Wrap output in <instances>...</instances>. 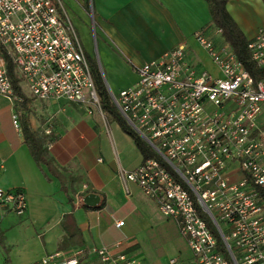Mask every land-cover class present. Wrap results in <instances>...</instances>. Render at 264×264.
Returning a JSON list of instances; mask_svg holds the SVG:
<instances>
[{
	"label": "built area",
	"instance_id": "obj_1",
	"mask_svg": "<svg viewBox=\"0 0 264 264\" xmlns=\"http://www.w3.org/2000/svg\"><path fill=\"white\" fill-rule=\"evenodd\" d=\"M193 39L219 76L197 72L179 44L137 67L131 87L109 94L151 153L120 177L177 224L194 264H264V28L247 42L263 75L259 81L220 29L202 28ZM85 54L59 0H0L1 97L21 102L8 78L7 58L33 99L65 101L102 116ZM12 124L18 128L15 115ZM0 203L16 216L25 212L22 192L0 191ZM35 264L144 263L100 246L56 251Z\"/></svg>",
	"mask_w": 264,
	"mask_h": 264
},
{
	"label": "crops",
	"instance_id": "obj_2",
	"mask_svg": "<svg viewBox=\"0 0 264 264\" xmlns=\"http://www.w3.org/2000/svg\"><path fill=\"white\" fill-rule=\"evenodd\" d=\"M226 1L229 16L245 39L252 40L264 28L262 1ZM59 2L71 24L73 20L81 27L85 41L91 35L87 25L95 30L110 89L119 73L126 74L127 82L117 87L119 91L131 87L137 67L179 44L185 45L187 60L197 72L219 76L193 39L196 31L211 24L202 0ZM21 91L25 93L22 86ZM40 102L30 95H23L20 103L0 96V191L22 192L26 203L20 217L0 203V244L8 249L7 263L35 264L56 251L100 246L144 264H163L165 254L181 253L177 224L161 216L134 183L120 177V171L136 169L142 157L119 125L72 103L47 101L41 107ZM13 115L18 128L12 124ZM24 125L42 142L45 162L33 158L22 135ZM88 194L99 196L97 206L75 204L77 197ZM117 221H123L121 228L115 227Z\"/></svg>",
	"mask_w": 264,
	"mask_h": 264
},
{
	"label": "trees",
	"instance_id": "obj_3",
	"mask_svg": "<svg viewBox=\"0 0 264 264\" xmlns=\"http://www.w3.org/2000/svg\"><path fill=\"white\" fill-rule=\"evenodd\" d=\"M202 1H204L207 5L211 20V24L207 28L220 29L225 42L230 46L237 59L242 63L244 69L252 76L255 81L262 80V73L256 68V66L250 59V55L247 50L248 41L245 39L235 22L231 19L226 11L227 1ZM261 1L264 5V0ZM85 56L90 68L102 113L114 120L119 125L120 129L131 138L142 159L151 157V153L146 144L126 125L115 107L111 104L109 94L105 88L96 63L87 54H85ZM4 59L6 61V70L8 78L11 82V86L13 88L14 95L19 98H23V94L19 86L20 79L14 73V69L10 61L7 58ZM22 135L35 161L45 162L46 157L44 156V152L41 150L42 142L37 138L35 133L31 131L28 125H24L22 127Z\"/></svg>",
	"mask_w": 264,
	"mask_h": 264
},
{
	"label": "rangeland",
	"instance_id": "obj_4",
	"mask_svg": "<svg viewBox=\"0 0 264 264\" xmlns=\"http://www.w3.org/2000/svg\"><path fill=\"white\" fill-rule=\"evenodd\" d=\"M72 22L74 24L73 27H74L77 35L79 36L83 46L85 47L86 51L88 52V56L96 63V66L98 68V71H99L100 76H101V78L103 80V83L105 85L106 90L109 92V94L111 96L116 97L118 95V93L120 92L117 87H120V86L123 87L124 85L127 84L126 80H124V78H125L124 75H126V74H124V73L123 74H120V73L117 74V75H120V76H118V80L114 84H111V88L112 89L108 88L109 84L107 83L106 74H105V72H103V69H102V66H101V62H100L99 56H98L97 45H96V42L98 40V36L95 33V30L91 29V24L90 23L87 25L91 35H90V40L89 41H87V40L85 41V39L83 37V31L81 30V27L76 25L75 21L72 20ZM201 68H203V67H201ZM19 86L21 87V85H19ZM22 89L25 92V93H23L25 98L27 96H29L26 88H24L22 86ZM42 105L43 104L40 102L39 106L42 107ZM36 110L39 112V114L40 113L42 114V112L39 111V109H36ZM1 228H2V231H5V222H4V224L2 225ZM177 233L179 235V239L183 240V246H181V248H179L181 250V253L179 252L180 253L179 254L177 252L176 253L170 252L169 254H165L164 257L162 258V263L163 264H169V261L171 259H176V260H178L177 264H194L193 257L191 255V253L189 252L188 248L186 247V242L180 236L179 231H177ZM7 254H8L7 247L5 248V245L3 246V245L0 244V264H9V263H7V257H6ZM179 256H181L182 258L180 259ZM185 258H187V260H185ZM182 259H184L185 261L181 262Z\"/></svg>",
	"mask_w": 264,
	"mask_h": 264
},
{
	"label": "water",
	"instance_id": "obj_5",
	"mask_svg": "<svg viewBox=\"0 0 264 264\" xmlns=\"http://www.w3.org/2000/svg\"><path fill=\"white\" fill-rule=\"evenodd\" d=\"M98 204H99V196L95 194H88L82 199V205L86 207H95Z\"/></svg>",
	"mask_w": 264,
	"mask_h": 264
}]
</instances>
